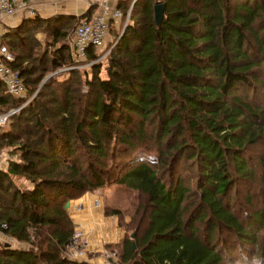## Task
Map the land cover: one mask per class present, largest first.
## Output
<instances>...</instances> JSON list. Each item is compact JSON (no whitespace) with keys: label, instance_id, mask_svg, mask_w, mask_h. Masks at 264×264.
I'll return each instance as SVG.
<instances>
[{"label":"trees","instance_id":"obj_1","mask_svg":"<svg viewBox=\"0 0 264 264\" xmlns=\"http://www.w3.org/2000/svg\"><path fill=\"white\" fill-rule=\"evenodd\" d=\"M132 1L116 5L124 16L111 21L115 42ZM133 6L105 67L94 62L91 75L72 69L39 91L50 71L80 63L73 39L94 6L8 27L3 42L27 94L13 97L0 78V114L19 108L8 128L0 125V147L18 155L0 171V229L7 223L5 232L27 246L4 243L0 264H97L66 255L75 232L67 203L114 184L141 201L130 223L106 208L132 231L108 245L118 253L112 264H224L226 256L237 264L234 252H249V244L264 264V208L241 218L232 206L237 185L256 180L258 163L264 177V154L252 156L264 142V0ZM88 56L101 55L91 47ZM17 175L30 186L17 185Z\"/></svg>","mask_w":264,"mask_h":264},{"label":"rangeland","instance_id":"obj_2","mask_svg":"<svg viewBox=\"0 0 264 264\" xmlns=\"http://www.w3.org/2000/svg\"><path fill=\"white\" fill-rule=\"evenodd\" d=\"M133 2H134V0L132 1V3ZM132 3L130 4V7L128 5L129 10H128L126 17H125V20L123 22L124 26L122 28V31L124 30L125 24L129 23V18L132 14V10H131ZM127 18H128V20H127ZM122 31H121V33H122ZM116 34H117V32L114 29H112L109 33L108 38H107L106 46H104L103 48H101L99 50V53L101 56L96 61L102 62L104 67H105V65H107V59H108V56L110 54L111 49L118 42V41L115 42L116 41V39H115ZM35 36L41 42L42 46L46 47V45H45L46 44V33L42 32L40 30V31L36 32ZM113 43H114V45L111 46ZM92 65L93 64L90 65L88 63H78V65H73L71 67H62L61 69H57L55 71H50L46 75V78L43 80V82L46 81L45 82V84H46L47 81L52 79L53 77H58L60 80H63V78L69 76L68 72L72 69H77V70L79 69L80 72L83 74H84L83 71H86L90 74V73H92ZM102 75L106 76V71H104L103 69H102ZM84 88H85V90L88 89L86 87H84ZM258 89L260 92V94L259 93L258 94L262 96L263 91H260L261 88H259V87H258ZM34 95L32 97H34ZM31 98H30V100H31ZM26 104H27V102L25 104H23V106ZM17 110H19V108L15 109L13 111H10L8 113V115L10 116L12 114H15V112ZM8 122L9 121H6L4 124L6 128H8L10 125V123H8ZM6 123H7V125H6ZM252 148H253L252 149V156L253 157H258L259 155L264 154V142H260ZM11 150H12L11 147H6V146L0 147V151L2 152V155H4V161H5L7 166H9V159H12V158L17 159V157H18V155H10ZM182 170H184V169H182ZM185 174H187V172ZM256 174H257V177H256L255 181H253V182L243 181L242 183H239V185H237L236 189L232 193V195L234 197L233 201H232L233 202V205H232L233 209L235 212H237L239 214V216L241 218H244L246 216V213L249 210L255 211V210H259L260 208H264V177L262 176V166L259 165V163L257 165V173ZM13 180L17 185H19L21 187L30 186L29 180H27L23 176L17 175L15 177H13ZM195 183L196 182L194 179L193 183H192L193 186H195ZM95 192H98L101 199L104 201L105 211H106L107 207L110 209H115V208L120 209L122 211L123 218L125 219L124 222H126V223L131 222V220L133 218V213L135 212L138 204L141 201V199L139 198L138 191L131 189V188L128 189L124 186H117L115 184H114V186H108L105 188L98 189L97 191H94L92 193H95ZM249 199L252 200V203H249L247 201ZM106 215H108V214H106ZM118 219L120 222V216H118ZM119 226L123 229L124 232H126L125 236L128 234V232L130 235L132 234V231H128V229H125L120 223H119ZM262 234H264V228L261 229L260 237ZM1 240L2 241L8 240L11 243V245L14 247H20V246L26 247L27 246V244L24 243L23 241L18 240L14 236L5 232V230L2 231L0 229V241ZM249 248H250L249 252H247V249L242 251L241 247H238L236 249V251L234 252V257H235V259L238 257L236 260L237 264H263L259 258L254 257V251H253L254 245L249 244ZM225 260L226 261L224 264H229L230 261L227 260V256H226Z\"/></svg>","mask_w":264,"mask_h":264},{"label":"built area","instance_id":"obj_3","mask_svg":"<svg viewBox=\"0 0 264 264\" xmlns=\"http://www.w3.org/2000/svg\"><path fill=\"white\" fill-rule=\"evenodd\" d=\"M41 0H0V78L4 81L6 89L10 95L17 98L26 97L27 90L21 74L13 69L11 63L14 62L15 56L3 42L4 35L8 29L12 17L17 12L23 11L28 15L36 16V3ZM124 16L120 8H107L103 6L101 10L93 13L91 17L82 19L77 26L72 53L77 62L94 64L89 60L88 50L95 47L98 51L106 46L107 38L111 29V21L121 20ZM8 113L0 114V125H4L8 118ZM8 166L4 161V155L0 151V171L6 170ZM97 201V205L101 204ZM8 228L7 223H3L2 231ZM5 238V237H4ZM11 244L8 240L0 241V248L3 244ZM86 233L81 229H76L71 241L66 246V255L73 260L84 261L87 250ZM117 251L106 248L105 259L103 264H112L117 259Z\"/></svg>","mask_w":264,"mask_h":264},{"label":"crops","instance_id":"obj_4","mask_svg":"<svg viewBox=\"0 0 264 264\" xmlns=\"http://www.w3.org/2000/svg\"><path fill=\"white\" fill-rule=\"evenodd\" d=\"M119 1L122 0H41L36 3L35 9L36 13L44 18L61 13L77 16L87 12L92 5L94 6L93 13L101 10L103 6L110 9L116 8ZM26 15L27 13L23 11L17 12L12 17L9 26L19 24L24 18L34 17L33 15L26 17ZM99 200L102 203L98 206L97 201ZM67 209L75 223V228L86 233L85 249L87 252L84 260L103 264L108 245L120 242L126 234L119 226L118 216L105 214V203L98 192H86L79 198L69 200Z\"/></svg>","mask_w":264,"mask_h":264},{"label":"water","instance_id":"obj_5","mask_svg":"<svg viewBox=\"0 0 264 264\" xmlns=\"http://www.w3.org/2000/svg\"><path fill=\"white\" fill-rule=\"evenodd\" d=\"M135 2H136V0H134V2L132 3V7H131V10H132V8L134 7L133 5L135 4ZM165 10H166V5H165V3L164 2H157L156 4H155V21L159 24V25H161L162 24V20L164 19V16H165ZM127 20H128V18H127ZM126 26H127V23L125 24V27H124V30L122 31V33H121V35H120V37L118 38L119 40H120V38H121V36L123 35V33L125 32V29H126ZM118 40V41H119ZM45 82L46 81H44L41 85H40V87L38 88V91H39V89L45 84ZM37 91V92H38ZM36 92V93H37ZM35 93V94H36ZM133 237H135V234H133Z\"/></svg>","mask_w":264,"mask_h":264}]
</instances>
